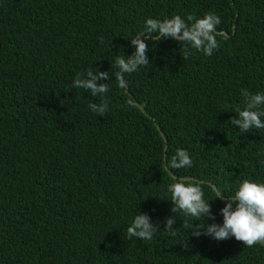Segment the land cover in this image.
Returning <instances> with one entry per match:
<instances>
[{"label": "trees", "instance_id": "obj_1", "mask_svg": "<svg viewBox=\"0 0 264 264\" xmlns=\"http://www.w3.org/2000/svg\"><path fill=\"white\" fill-rule=\"evenodd\" d=\"M209 12L212 56L146 34L149 65L118 87L146 19ZM89 69L113 76L102 117L71 87ZM242 89L264 93V0H0V264H264V246L192 235L223 223L217 190L264 183V129L230 122ZM177 149L192 167H167ZM165 167L202 186L214 220L171 212ZM137 214L159 224L152 240L127 238Z\"/></svg>", "mask_w": 264, "mask_h": 264}, {"label": "clouds", "instance_id": "obj_2", "mask_svg": "<svg viewBox=\"0 0 264 264\" xmlns=\"http://www.w3.org/2000/svg\"><path fill=\"white\" fill-rule=\"evenodd\" d=\"M220 23V18L211 12L205 13L202 18L192 15L182 18L175 15L163 20L146 19L144 33L131 39V45L134 46L135 51L130 56L120 55L115 58L114 64L118 71L114 75L118 87L126 88L125 74H131L139 68L149 65L146 55L149 51L146 34L155 33L157 41L174 39L184 48V59H188L192 52L210 57L220 47L216 31ZM100 40L103 43V37ZM112 78L110 72L89 69L86 72L77 73L71 87L83 89L93 98L101 97L99 103H88L87 106L96 116L102 117L109 110L106 94L110 88L109 83L98 82L112 80ZM240 94L244 106L235 109L236 116L230 120L231 124L237 126L241 133H248L251 129H264V120L261 119L264 117V110H262L264 109V93H251L248 89H242ZM192 165L193 161L189 153L184 149H177L167 167L181 169L190 168ZM167 192L170 195L172 213L182 212L186 216L194 217V220H200L202 216L215 219L211 214L209 201L203 198L204 192L199 183L186 181L183 178L176 179L174 183L168 185ZM215 199L224 202V207L220 209L223 223H212L207 226L199 224L193 231V236L199 237L203 234L216 241L234 237L245 247L264 246V183L245 179L239 184L238 189L228 197L217 190ZM175 222V216L166 218L163 232L174 234L173 225ZM126 231L128 239L150 241L160 229L159 224L150 222V217L147 214H137Z\"/></svg>", "mask_w": 264, "mask_h": 264}, {"label": "water", "instance_id": "obj_3", "mask_svg": "<svg viewBox=\"0 0 264 264\" xmlns=\"http://www.w3.org/2000/svg\"><path fill=\"white\" fill-rule=\"evenodd\" d=\"M158 129V131L160 132V135H161V137L164 139V141L166 142V138L163 136V134H162V132L160 131V129L159 128H157ZM165 150H166V147H165ZM165 170L170 174V176L173 178V179H176V176H174V175H172L168 170H167V168L165 167ZM181 179V178H180ZM184 180H186V181H195V179H193V178H183ZM198 182V181H197ZM214 187V186H213ZM215 189V188H214ZM216 190V189H215Z\"/></svg>", "mask_w": 264, "mask_h": 264}]
</instances>
